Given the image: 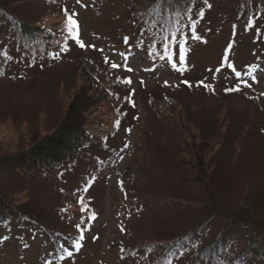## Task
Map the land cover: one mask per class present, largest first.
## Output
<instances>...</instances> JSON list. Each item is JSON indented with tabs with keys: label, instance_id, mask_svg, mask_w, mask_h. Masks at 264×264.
Instances as JSON below:
<instances>
[{
	"label": "trees",
	"instance_id": "trees-1",
	"mask_svg": "<svg viewBox=\"0 0 264 264\" xmlns=\"http://www.w3.org/2000/svg\"><path fill=\"white\" fill-rule=\"evenodd\" d=\"M59 1L0 0V130L11 125L19 133L0 142V252L15 251L22 257L32 254L37 264H62L84 251L89 229L86 225L84 229L81 220L71 221L68 214L73 212L78 195L88 192L102 172L114 169L127 147L109 150L105 140L113 138L118 129L112 127L95 137L91 116L111 100L115 119L121 118L120 126L130 129L135 118L130 99H137L139 92L130 89L123 93L116 79H107L108 84L95 63H90L92 70L87 65L77 67L76 81L70 84L64 79L56 85L57 94L61 89L62 96L69 99L65 106L62 96L47 97L45 103H33L22 96L24 84L43 88L51 80L56 82L58 71L70 61L72 50L62 43L69 38L63 29L72 13L57 10ZM103 1L110 4L111 16L127 23L132 38L125 34L126 41H135L153 62L164 59L170 74L154 83V92L143 89L147 97L142 100L167 139L160 143L163 159L155 162L162 167V183L153 184L165 199L148 194L143 199L150 205L143 199L133 203L140 217L146 216V206L152 209L143 242L122 239L123 258L144 251L152 256L143 264H264V171L242 180L238 172L229 175L218 170L224 162L232 168L245 158L253 160L254 169L264 170V100L245 91L257 82L246 87L247 80L230 75L231 83L219 80L201 90V80L186 77L188 54L199 43L207 46L216 34L227 37L222 67L227 66L240 37L252 44L251 55L264 61V0ZM48 8L66 18L61 31L40 25ZM25 9L36 13L32 17ZM193 33L199 39L193 38ZM64 43L73 44L71 40ZM181 44L183 64L179 62ZM37 90L44 97V91ZM200 97H213L227 116L236 97L260 107L256 111L262 115L261 138L254 152L244 138L254 122L242 127L229 143L225 136L228 120L218 117L210 130L209 124L198 118L193 101L197 104ZM226 148L229 155L220 157V150ZM16 149L19 152H13ZM99 151L108 152V156L102 158ZM89 161L93 164L87 165ZM119 174L123 185L135 184L141 177V173L130 174L125 179L124 169ZM53 178L60 184L63 198L58 212L66 222L62 228L68 231L45 224L41 214L44 203L34 194L33 181ZM76 178L80 187L72 191L70 180Z\"/></svg>",
	"mask_w": 264,
	"mask_h": 264
},
{
	"label": "rangeland",
	"instance_id": "rangeland-1",
	"mask_svg": "<svg viewBox=\"0 0 264 264\" xmlns=\"http://www.w3.org/2000/svg\"><path fill=\"white\" fill-rule=\"evenodd\" d=\"M59 2H61V5L57 10L63 9L62 11L71 12V15L75 13L74 19L78 23V39L85 47H80L76 39L69 36L67 41L71 40L73 44L66 45L64 42L67 41L62 44L72 50L68 55L70 61L66 62L63 68L58 71L56 77L58 80L54 83L51 80L50 84L44 85L43 88L24 84L22 96L24 98L28 96L30 100H33V103H45L47 97H61L63 94L61 89L60 93L57 94L59 88L56 85L59 84V81L63 83L65 79L71 84V82L77 80L79 74L77 67L80 69L82 65H87V68L92 70L90 63H95L94 66L97 67L96 69L108 84L110 81H107V79L113 81L116 79L119 84L118 87L123 93L129 92L130 89L132 91L134 89L139 90L138 98L130 99V111L135 110L133 113L135 115L134 123L128 126L130 129L120 126L121 118L115 119L116 115L111 100L98 106L91 116L93 121L91 132L95 137L101 136L100 132L110 131L112 127L118 129L113 138L105 140L107 141L105 145L109 150L114 147H127L122 148L123 153L118 157L119 162L114 169L109 168L105 170V173L102 172L88 192H85L84 195H78L77 204H75L73 212L68 214V218L71 221L76 219L83 221L84 229L85 225L89 229L85 241L86 246L77 258L62 264H143L151 259V254L147 255L144 251H140L136 256L123 258L120 245L123 238L135 243L143 242L141 239L142 233L145 231L144 226L150 220L148 216L152 207L146 206V210L144 208L146 216L140 217L136 214V206L133 203L136 200L143 199V195L148 194L158 195L161 201L165 199L158 194L153 184L162 183L159 179L162 167L160 169L155 162L163 159V149L160 143L165 142L167 139L163 134L160 122L142 100L147 97L143 89H148L151 93L154 92L155 90L152 89L154 83L170 75L169 66L164 59L153 62L144 49L141 50L135 44V41H126L125 34L129 37L128 39L132 38L129 27L125 21L114 18L113 14L111 16L110 4L106 1L80 0L79 3H76V0H60ZM25 10L32 17L36 13L35 9ZM55 11V8H48V13L44 16V21L40 25L56 26L57 31H61L63 28L61 25L64 26L63 21L66 18L62 15L58 16ZM217 25H220L218 21ZM63 30L67 32L66 28ZM216 36V38L212 37L207 46H200L199 43L188 54L187 61L189 64L187 63L188 73L186 77L190 80H201L203 82L200 83L201 90L211 88L219 80L231 83L230 75L236 78H244L247 80L248 85L257 82L251 88L249 85L248 90H245L246 93L259 95L260 99L264 100V61H257L255 56L251 55L253 51L252 44H247L245 39L240 37V42L234 48V53L227 66L222 67L227 37L225 35L221 37L218 34ZM105 57H107V63ZM124 57L128 58L127 61ZM113 63L117 64L118 67L112 68ZM231 65L236 68L235 71L232 70ZM127 68H131L132 71L126 70ZM237 73L240 75L237 76ZM254 78H259V80ZM129 80L130 83H127L126 81ZM172 81L170 79L171 83ZM77 84H79V80ZM205 85H208V87H205ZM37 89L44 91L45 98L36 92ZM60 99L61 104L64 106L65 103L68 104V97L62 96ZM201 101L202 104L200 105ZM197 102L196 104V101H193L194 106L197 108L196 112L199 114L198 118H202L205 123L209 124L208 129L211 130L216 125L218 117L228 120L225 136L227 139L230 138L229 143L234 140L235 135L240 132L242 127L244 128L254 122L253 126L247 131V133L249 132L248 135L246 133L244 137L245 144H248L254 152L255 146L261 138L259 124L262 115L259 114L258 110L256 111L260 107L257 108L248 99L244 100V98L236 97L231 102V113L227 116L224 112L225 109L213 97H200ZM116 121H119L118 126ZM18 134L17 130L11 125L3 128L0 130V142H6L8 137H15ZM246 150L249 151V148H246ZM13 152H19V150L16 149ZM219 153L220 157L225 158L229 155V149L220 150ZM98 155L103 158V156H108V152L99 151ZM216 158H218V155H216ZM92 164L89 161L87 165ZM234 165L236 166L229 168V164L224 162L223 166L220 165L221 169L218 168V170L229 175L230 172H238L237 175L242 180L253 179L254 176L264 171L254 169L257 166L249 158H245L240 164L237 162ZM123 169L125 179H129L130 174L140 175L141 173L137 183L123 185L122 175L119 174V171ZM70 183L72 191L74 188L78 190L80 187V179L78 178L76 180L71 179ZM32 185L36 198L44 203L41 214L45 224L68 231V228H62L66 222H62L58 212V206L63 198L60 184L53 178L51 181L46 182L35 180ZM62 187L66 189L67 185H62ZM143 201L146 205H150L146 200L143 199ZM170 206L171 204L167 208ZM0 264H37V262L32 254L22 257L18 252L5 251L0 252Z\"/></svg>",
	"mask_w": 264,
	"mask_h": 264
},
{
	"label": "snow or ice",
	"instance_id": "snow-or-ice-1",
	"mask_svg": "<svg viewBox=\"0 0 264 264\" xmlns=\"http://www.w3.org/2000/svg\"><path fill=\"white\" fill-rule=\"evenodd\" d=\"M80 2V0H76V3H79ZM74 15H75V13L73 14V15H68L67 16V21H66V24H65V28H66V30H67V33H68V35L69 36H71L73 39H76V42L80 45V47H85V45L78 39V23H77V21L73 18L74 17ZM193 38H195V39H199V37L198 36H196L195 35V33H193ZM94 47V46H93ZM180 50H181V55H180V57H179V62L181 63V64H183L184 63V55H183V52H184V49H183V45L181 44V46H180ZM102 51V50H101ZM124 59H125V61H127V57H124ZM172 59V57L171 56H169L168 57V60H171ZM105 62L107 63L108 61H107V57H105ZM173 66V68H175L176 67V64H173L172 65ZM111 67L112 68H117L118 67V65L117 64H115V63H113L112 65H111ZM126 70H128V71H132V69L131 68H127ZM240 74L239 73H237V76H239ZM127 83H130V80L129 81H126ZM141 83H143V81H141ZM184 83H187V81H184ZM165 85L167 86V82H165ZM189 86H191V85H189ZM245 86L247 87V86H249L247 83L245 84ZM205 87H208V85H205ZM234 90H237V89H230V91H234ZM134 106V105H133ZM116 125L118 126L119 125V121H116ZM94 218V217H93ZM83 237L81 236V239H82ZM77 247H79V244H77ZM69 255H71V253H69Z\"/></svg>",
	"mask_w": 264,
	"mask_h": 264
}]
</instances>
